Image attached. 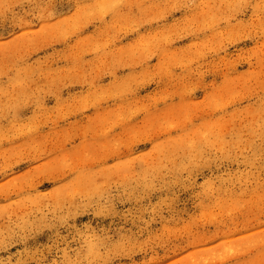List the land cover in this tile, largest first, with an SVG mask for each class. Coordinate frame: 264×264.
Wrapping results in <instances>:
<instances>
[{
	"label": "rangeland",
	"instance_id": "374dc122",
	"mask_svg": "<svg viewBox=\"0 0 264 264\" xmlns=\"http://www.w3.org/2000/svg\"><path fill=\"white\" fill-rule=\"evenodd\" d=\"M0 264H264V0H0Z\"/></svg>",
	"mask_w": 264,
	"mask_h": 264
}]
</instances>
